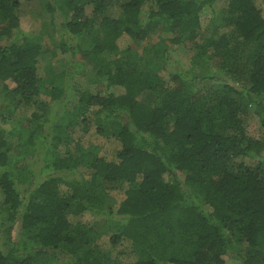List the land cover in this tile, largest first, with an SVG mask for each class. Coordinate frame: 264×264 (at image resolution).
Listing matches in <instances>:
<instances>
[{"label":"trees","instance_id":"1","mask_svg":"<svg viewBox=\"0 0 264 264\" xmlns=\"http://www.w3.org/2000/svg\"><path fill=\"white\" fill-rule=\"evenodd\" d=\"M37 1L51 23L27 34ZM76 74L92 86L70 107ZM250 112L264 128L256 0H0V264H264Z\"/></svg>","mask_w":264,"mask_h":264},{"label":"rangeland","instance_id":"2","mask_svg":"<svg viewBox=\"0 0 264 264\" xmlns=\"http://www.w3.org/2000/svg\"><path fill=\"white\" fill-rule=\"evenodd\" d=\"M256 2L259 8L262 10V13L264 16V0H256ZM223 6H224L223 1L217 2L213 8L214 9L213 12L218 14V12L222 10ZM22 11H23V15H22V20H21V28L23 32L27 34L29 33L38 34L39 30L41 29L42 22L43 23L45 22V24L47 25L51 23L50 13L45 9L44 5L41 2L37 1V2L27 3L25 4ZM211 13L212 11L208 12L202 17L204 23H207V21L210 20V18L212 17ZM40 15H41V18H38V16ZM128 43L129 41L127 39L122 41L123 46L128 45ZM178 58H179L181 65H183L185 68L188 69L190 67V63H189L190 55H188L187 53H183L181 55V53L179 52ZM39 66L45 71L47 70V68L52 67L51 69H49L48 73H51V70H53L59 74L63 70L64 63L58 62V60L54 58V56L52 57L50 55H46L44 59L40 60ZM162 75L164 76V78L166 79L168 78L167 73L164 72ZM72 82H73L72 91H69L68 100H67L70 107H73L76 104V101L78 99V97L76 96L77 91L81 89L84 90L85 88H91L92 86L85 79H83V77L80 74H76L74 79H72ZM34 110L36 109L34 108ZM31 112L32 110L27 114V116H29ZM246 118H247L246 119L247 131L249 132V134L257 139H263L264 138V128L260 125V122L258 121V118L256 117V115L250 112V114L246 116ZM85 140L87 142L90 141L94 143L95 145L100 146L101 147L100 155L104 156L106 159H109V160H115L117 153L121 148L120 143L114 138L106 139V138H101V137L98 138V137L86 136ZM84 144H87V143L84 142ZM74 146L75 145L72 144V148H74ZM37 157L42 159L41 153H37L34 158L32 157L31 162L34 163ZM40 166H43L41 162H39V164L34 166L33 169L38 171ZM82 219L87 222H90L93 220L92 216L89 214H85L84 216H82ZM125 248L126 247L124 245L121 247L118 246L117 248H114V252H113L114 256H118V254H120L121 252H124V250H127ZM106 249H111L110 245L107 246ZM121 259L122 261H129L131 257H129L127 254L125 255L122 254ZM227 264H236V263L228 258Z\"/></svg>","mask_w":264,"mask_h":264}]
</instances>
